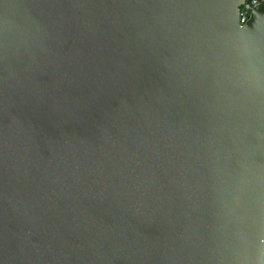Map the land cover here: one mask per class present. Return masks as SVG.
I'll use <instances>...</instances> for the list:
<instances>
[{"label": "water", "instance_id": "water-1", "mask_svg": "<svg viewBox=\"0 0 264 264\" xmlns=\"http://www.w3.org/2000/svg\"><path fill=\"white\" fill-rule=\"evenodd\" d=\"M243 3L0 0V264H263Z\"/></svg>", "mask_w": 264, "mask_h": 264}, {"label": "built area", "instance_id": "built-area-1", "mask_svg": "<svg viewBox=\"0 0 264 264\" xmlns=\"http://www.w3.org/2000/svg\"><path fill=\"white\" fill-rule=\"evenodd\" d=\"M264 0H245V3H243V6L239 7V23L240 25H244L248 19H249V10L254 8L255 6L259 5L260 2ZM244 5H247L249 7V10L245 12ZM264 264V259H263Z\"/></svg>", "mask_w": 264, "mask_h": 264}]
</instances>
